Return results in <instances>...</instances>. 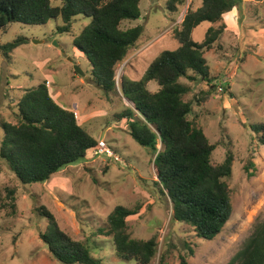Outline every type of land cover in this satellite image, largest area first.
Segmentation results:
<instances>
[{"label": "rangeland", "instance_id": "374dc122", "mask_svg": "<svg viewBox=\"0 0 264 264\" xmlns=\"http://www.w3.org/2000/svg\"><path fill=\"white\" fill-rule=\"evenodd\" d=\"M166 1L140 0L138 19L122 22L121 28L142 25L143 33L115 66V85L107 93L93 80L87 56L73 44L89 17L77 16L69 33L57 32L62 25L60 17L36 25L13 22L1 31L0 44L21 38L26 42L8 57L0 52V146L2 123L17 122V102L23 90L45 82L54 100L73 111L89 134L96 141H105L114 154L92 155L87 151L85 159L32 184L19 182L0 157V192L5 197L6 188L15 190V211L11 212V201L6 197V206L0 210V264H63L51 256L40 238L49 231L48 220L38 212L41 207L53 214L61 229L86 242L91 255L102 264H136L118 258L110 237L98 232L106 229L107 216L116 205L138 210L127 217L131 238L156 237L157 251L151 264H159L162 256L168 264H178L180 255L189 264H226L253 226L264 219L262 131L251 127L264 124V0H239L223 14L226 28L214 50L204 55L211 75L208 82L198 76L179 79L189 87L183 96L192 105L188 119L215 145L211 163L220 164L227 152L232 156V172L225 179L232 213L214 239L198 237L191 226L173 220L171 202L156 183L151 150L130 136L126 119H118L123 110L134 109L122 95L123 78L140 79L157 55L175 49L179 43L173 30L180 28L188 9L201 5V0H183L176 13H170ZM211 25L202 22L193 29L191 38L202 42ZM158 88L155 81L147 83L151 92ZM205 93H209L206 102L201 98ZM134 113L138 115L136 110Z\"/></svg>", "mask_w": 264, "mask_h": 264}, {"label": "trees", "instance_id": "16d2710c", "mask_svg": "<svg viewBox=\"0 0 264 264\" xmlns=\"http://www.w3.org/2000/svg\"><path fill=\"white\" fill-rule=\"evenodd\" d=\"M182 2L167 0L166 9L176 13ZM238 3L239 0H201L199 7L186 11L180 28L173 30L178 46L157 55L140 79L123 78L121 82L122 95L132 102L134 109L123 110L118 119H126L130 136L151 150L156 183L171 202L173 220L191 226L196 236L208 240L221 232L232 213L225 181L232 172V156L227 152L220 164L211 163L215 145L201 127L188 119L192 105L183 96L189 87L179 79L194 80L198 76L202 81L210 80L205 52L214 48L226 28L223 14ZM139 4L140 0H0V35L9 23L45 24L57 17L62 20L57 32L69 33L77 16L89 17V23L73 38V44L87 56L93 80L107 93L115 85V66L143 33L139 24L121 28L123 21L138 19ZM205 21L212 25L203 41L195 42L191 33ZM215 23H219L216 28ZM25 39L0 44V52L8 57ZM149 81L157 83V91L147 89ZM201 98L206 102L209 93ZM16 117V123H2L0 157L22 184L48 180L61 168L85 159L87 151L92 152L97 144L75 113L54 100L45 82L23 90ZM251 127L262 131L259 142L264 146V124ZM14 194L13 188H6L11 212L15 211ZM5 197L0 192V210L6 206ZM38 212L48 220L49 231L41 233L40 238L54 259L63 264H102L101 259L91 255L86 242L59 227L47 208L41 207ZM137 212L135 208L116 205L107 216L106 229L99 228L98 232L110 237L118 258L151 264L157 251L156 237L134 239L127 232V217ZM159 264L168 263L162 256ZM178 264L189 262L180 255ZM226 264H264V219L253 226L241 248Z\"/></svg>", "mask_w": 264, "mask_h": 264}, {"label": "built area", "instance_id": "2783aa9c", "mask_svg": "<svg viewBox=\"0 0 264 264\" xmlns=\"http://www.w3.org/2000/svg\"><path fill=\"white\" fill-rule=\"evenodd\" d=\"M219 91H222V86L218 87ZM114 154L113 150L108 147L105 141L98 140L97 144L92 150V155H106V156H112Z\"/></svg>", "mask_w": 264, "mask_h": 264}, {"label": "water", "instance_id": "95a60500", "mask_svg": "<svg viewBox=\"0 0 264 264\" xmlns=\"http://www.w3.org/2000/svg\"><path fill=\"white\" fill-rule=\"evenodd\" d=\"M38 42V41H36ZM58 46V44H56ZM74 70L78 73V74H81L82 71L79 69V67L77 65H74Z\"/></svg>", "mask_w": 264, "mask_h": 264}, {"label": "crops", "instance_id": "0c3cea01", "mask_svg": "<svg viewBox=\"0 0 264 264\" xmlns=\"http://www.w3.org/2000/svg\"><path fill=\"white\" fill-rule=\"evenodd\" d=\"M243 1V0H242ZM210 50H214V48L213 49H210Z\"/></svg>", "mask_w": 264, "mask_h": 264}]
</instances>
